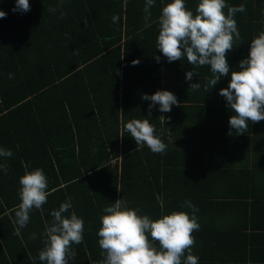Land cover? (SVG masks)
<instances>
[{
    "label": "trees",
    "instance_id": "1",
    "mask_svg": "<svg viewBox=\"0 0 264 264\" xmlns=\"http://www.w3.org/2000/svg\"><path fill=\"white\" fill-rule=\"evenodd\" d=\"M168 2L156 0L146 27L145 0H29L27 12H14L15 0H0V10L7 14L0 18V147L13 153L0 157L8 166L6 173L0 171V264H44L39 251L53 220L51 212L69 198L72 207L64 215L75 212L84 221V242L73 245L76 256L69 264L103 260L100 217L117 199L152 219L172 211L192 215L182 206L191 201L197 217H208L198 218L200 229L193 233L192 251L201 264L219 257L200 254L229 248L226 242L238 235V226L227 216L229 204L238 207L239 201L255 198L253 207L264 213V154L255 163L261 169L244 167L251 157L245 152L259 148L264 153V121H249L248 131L237 135L228 123L234 113L225 107L216 111L227 104L219 92L227 88L231 71L206 88L210 66L190 65L186 57L168 62L156 48L158 17ZM198 2L185 0L194 13ZM233 2L245 7L235 15L240 39L226 57L230 70L238 71L251 40L264 31V0H226ZM113 15L120 17L118 23H112ZM136 59L139 64L133 65ZM190 71L195 75L188 81ZM190 82L200 88L190 89ZM157 90L171 91L178 102L192 104L173 105L177 117L170 119V112L162 113L155 105L149 116L150 101L141 97ZM203 117H209L208 126ZM131 119H148L167 144L166 151L156 154L137 145L124 131ZM182 132L196 135L204 147L197 149L193 140L183 142ZM253 138L263 146L252 143ZM35 168L48 178L47 203L42 210L33 209L27 226L16 234L19 178Z\"/></svg>",
    "mask_w": 264,
    "mask_h": 264
},
{
    "label": "clouds",
    "instance_id": "2",
    "mask_svg": "<svg viewBox=\"0 0 264 264\" xmlns=\"http://www.w3.org/2000/svg\"><path fill=\"white\" fill-rule=\"evenodd\" d=\"M155 2L145 0L146 27ZM30 8L29 0H15L13 11L27 12ZM49 11L57 9L49 8ZM244 11V5L229 6L226 0H199L194 13L187 8L185 0H170L161 8L156 37V48L168 62L186 57L190 65L210 66L212 77L206 88L215 86L231 71L228 86L221 89L219 95L226 99L234 113L228 123L237 135L248 131L249 121L253 124L264 121V31L251 40L248 56L239 62L238 71L230 70L226 58L240 39L235 15ZM6 15L0 10V18ZM60 15L63 18L64 13L61 11ZM119 19L118 15H113L112 23H118ZM155 59L159 62L160 57ZM132 64L138 65L139 60H133ZM194 75V71L187 72L186 79L191 81ZM199 88V83H190V89ZM141 98L150 101L149 116L155 105H159V111L163 113L171 112L172 106L178 104L177 97L167 90H157ZM124 131L137 145H146L153 153L161 154L167 149V144L156 134L155 126L148 119H131L124 125ZM12 155L11 150L0 147V157L10 158ZM7 169V164L0 163V171L6 173ZM19 185L16 234L27 226L33 209L42 210L49 195L48 178L41 168L26 169L19 178ZM182 206L190 208L193 214L172 211L152 219L140 215L139 209L128 207L122 199L105 207L103 212L106 214L100 217L101 227L97 232L104 257L100 264H199V257L192 251L195 246L193 233L200 229L195 215L198 208L189 200H185ZM71 207L69 198L51 212L53 220L46 226L44 247L39 251V260L44 264H69V260L76 256L73 245L84 242L83 219L75 212L64 215ZM30 238L36 239L35 234Z\"/></svg>",
    "mask_w": 264,
    "mask_h": 264
},
{
    "label": "crops",
    "instance_id": "3",
    "mask_svg": "<svg viewBox=\"0 0 264 264\" xmlns=\"http://www.w3.org/2000/svg\"><path fill=\"white\" fill-rule=\"evenodd\" d=\"M238 4H239L238 2H233L232 4L228 3L229 6H239ZM261 17H262L261 25L264 26V10H263V14L261 15ZM190 83L188 86H190ZM178 103H179L178 106L180 104L185 105V106H190L192 104V102L185 101V100H183V103L182 102L181 103L178 102ZM218 106H223V107H216L217 112L225 111L224 107L227 108V112L231 111L227 104L226 105L220 104ZM188 112L192 114V111H188ZM206 115L211 116L209 115V113ZM175 117H177V115L175 112V108H173L172 111L166 115V118L170 119V118H175ZM202 120L204 121V124L205 125L207 124L208 126V122L210 121L209 117H203ZM174 123L175 122L170 124L169 127H172ZM194 127L195 126H193V129L196 130L197 128L196 127L194 128ZM198 129H199V126H198ZM166 133L169 134V137L171 138V140L173 139L174 141V139H176V136L174 135V133L172 132L169 133V131H166ZM183 133L185 132L181 133V139L183 142L190 143V140H193L194 141L193 146L195 145L197 149L201 150L204 147V144L200 142V139L197 138L196 135H193V136L188 135L186 137V135H183ZM171 140L169 141L171 142ZM251 142L252 143L256 142L259 145L263 146L262 142L257 141L254 138ZM208 147H211V146L208 145ZM232 152L234 153L235 151H232ZM237 152L238 154H241L242 150L238 149ZM244 154H250L249 156H251L250 164L248 163L246 166L244 164V167H248L247 169L249 170L261 169L257 165H262V164H255L259 162L260 160L259 155L264 154L263 152H261V149L259 150V148H257L256 150H253L249 153L245 152ZM252 154H255V155L252 156ZM237 165H235L237 167L236 171L239 172L241 170L240 168L238 169ZM261 171L264 172L263 170ZM260 177L261 175H259V178ZM254 204H257L255 198H252L251 202L250 200L239 201L237 205L238 207H235L229 204L228 210H227V216L229 218H233L232 222H235L234 224L238 226V228L234 226V229L238 232V235L232 241L230 239V242H226L227 245L225 246L229 248H224V249L221 248L220 252H216L215 254H213V252L209 253L205 250H201V251H205L204 254H200L202 255V257L206 255H212L211 257L213 256L219 257L218 261H207L206 262L203 260L204 261L203 264H217L216 262H218V264H264V213H263V210L260 209L258 205L253 207ZM254 209H260L262 212H260L258 215L257 214L254 215L253 214ZM261 214L262 216L260 217ZM198 218L208 220V217L203 213H199ZM227 227H230V223L227 225ZM201 246L202 248L207 247V244L205 242H202ZM212 262H215V263H212ZM199 264H201L200 261H199Z\"/></svg>",
    "mask_w": 264,
    "mask_h": 264
},
{
    "label": "built area",
    "instance_id": "4",
    "mask_svg": "<svg viewBox=\"0 0 264 264\" xmlns=\"http://www.w3.org/2000/svg\"><path fill=\"white\" fill-rule=\"evenodd\" d=\"M0 105H1V96H0Z\"/></svg>",
    "mask_w": 264,
    "mask_h": 264
}]
</instances>
